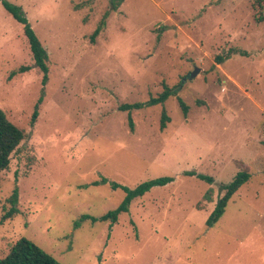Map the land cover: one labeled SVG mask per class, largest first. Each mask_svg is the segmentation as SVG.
Masks as SVG:
<instances>
[{"label":"rangeland","instance_id":"374dc122","mask_svg":"<svg viewBox=\"0 0 264 264\" xmlns=\"http://www.w3.org/2000/svg\"><path fill=\"white\" fill-rule=\"evenodd\" d=\"M4 1L46 49L48 78L33 67L8 79L33 59L0 2V108L26 136L0 174V258L25 238L61 264H264V0H124L117 10L109 0ZM164 86L176 95L130 111L131 132L119 106ZM240 170L250 179L206 226ZM162 177L174 180L134 199L115 224L74 227L121 204L110 183ZM14 189L18 213L8 217Z\"/></svg>","mask_w":264,"mask_h":264},{"label":"trees","instance_id":"16d2710c","mask_svg":"<svg viewBox=\"0 0 264 264\" xmlns=\"http://www.w3.org/2000/svg\"><path fill=\"white\" fill-rule=\"evenodd\" d=\"M124 0H109L110 10H117ZM5 10L13 17L15 21L23 26V34L28 42L29 49L33 59V65L30 66H20L18 69L10 72L8 79L10 80L17 74L26 73L33 67L37 68L42 74V83L45 84L48 78V54L46 49L43 47L42 43L32 30L30 24L25 18L21 9L7 1L0 0ZM109 12H106L101 20L99 21L97 27L90 35L89 40L93 44L96 37L105 28V21ZM240 55H245L243 51H236ZM225 58L219 56L216 58V63L221 64ZM171 95L175 96V92L168 88L163 87V91L156 95L155 97H150L147 101L143 103H133V104H122L119 106V111L128 112L127 122L129 130L133 131V122L129 114L132 110H139L142 108L152 107L155 105L163 104ZM41 99L39 100V102ZM178 103L182 112L183 117H186L188 112V107L178 99ZM38 106V105H37ZM37 106L31 116V123L35 122L38 115ZM169 122V117L163 110L159 120L160 130H164ZM25 133L22 129L10 122L5 113L0 108V174L6 171L9 167L10 156L19 146V144L25 139ZM264 145V143H263ZM186 177H196L200 181L206 184H213L214 180L212 177L205 176L202 174H197L195 172L183 173ZM250 179V173L245 170H240L232 181L228 184L221 185V190L224 192L223 196L216 202V205L209 215L206 226L210 227L215 224L224 214L225 209L232 199V197L237 193V191ZM174 180L173 177H162L158 179H153L147 182L140 183L136 187L130 189L124 187L117 183H110L113 189H121L125 196L121 204L113 211H109L101 217H92L90 215H81L78 221L75 222L74 227H78L81 222L91 221L92 223L100 222H110L111 225L115 224L118 220V216L121 213L128 211L131 202L144 196L152 187L155 186H165ZM108 183L106 179H101L92 183V185L100 186ZM8 202L11 205L10 211L7 216L10 217L18 213L16 208L17 204V189H14L12 195L9 197ZM0 264H61L52 255L42 250L35 243L28 239L20 238L17 240L9 249L6 256L0 258Z\"/></svg>","mask_w":264,"mask_h":264},{"label":"water","instance_id":"95a60500","mask_svg":"<svg viewBox=\"0 0 264 264\" xmlns=\"http://www.w3.org/2000/svg\"><path fill=\"white\" fill-rule=\"evenodd\" d=\"M197 73H198V69H195V71L193 73H191L188 77L193 78L197 75Z\"/></svg>","mask_w":264,"mask_h":264}]
</instances>
